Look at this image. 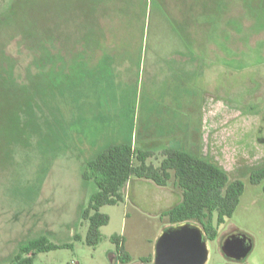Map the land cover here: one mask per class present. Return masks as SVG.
I'll use <instances>...</instances> for the list:
<instances>
[{"label": "rangeland", "instance_id": "1", "mask_svg": "<svg viewBox=\"0 0 264 264\" xmlns=\"http://www.w3.org/2000/svg\"><path fill=\"white\" fill-rule=\"evenodd\" d=\"M128 142L154 166L179 147L242 180L204 264H264V178L250 179L264 170V0H0V264L39 237L56 247L33 264H126L113 234L128 264H154L182 197L173 175L101 206L109 221L85 243V164ZM233 230L251 242L239 260L221 249Z\"/></svg>", "mask_w": 264, "mask_h": 264}, {"label": "trees", "instance_id": "2", "mask_svg": "<svg viewBox=\"0 0 264 264\" xmlns=\"http://www.w3.org/2000/svg\"><path fill=\"white\" fill-rule=\"evenodd\" d=\"M162 154V160L154 166L147 163L152 151L133 147L128 142L111 144L86 162L82 177L93 180L96 185L82 212V216L88 220L87 245H97L101 239L100 228L109 221L108 215L100 212L99 208L123 201V187L131 177L148 179L165 186L173 175L182 197L161 215L168 217L172 224L193 221L201 226L206 239L217 237L218 227L232 216L239 204L244 191L243 181H230L221 166L179 147L166 148ZM263 178L264 170L250 176L252 183H259ZM110 240L115 245L117 260L120 263L131 261L122 237L113 234ZM55 247L44 237L32 239L19 248L9 264H33L31 252H45Z\"/></svg>", "mask_w": 264, "mask_h": 264}, {"label": "water", "instance_id": "3", "mask_svg": "<svg viewBox=\"0 0 264 264\" xmlns=\"http://www.w3.org/2000/svg\"><path fill=\"white\" fill-rule=\"evenodd\" d=\"M221 249L229 258H244L251 249L250 240L241 235H230ZM208 255L202 228L190 222L179 223L165 229L155 244L154 264H204Z\"/></svg>", "mask_w": 264, "mask_h": 264}, {"label": "crops", "instance_id": "4", "mask_svg": "<svg viewBox=\"0 0 264 264\" xmlns=\"http://www.w3.org/2000/svg\"><path fill=\"white\" fill-rule=\"evenodd\" d=\"M138 183V184H140V186H143V188H146L147 187V183L148 182H150V181H146V180H143L142 178H135V177H131L128 181H127V183L125 184V186L123 187V194H124V200H126L127 199V197L130 199H135V197H136V195H133L132 193H131V191H130V187H131V185L132 184H135V183ZM141 182H145L144 183V185H143V183H141ZM149 184V183H148ZM152 184V183H151ZM133 199V201H135ZM136 202V201H135ZM125 243V241H124V239H123V244ZM124 248H125V244H124ZM126 250V249H125ZM127 251V250H126ZM116 259H117V257H116ZM128 263H130V261L129 262H127L126 264H128Z\"/></svg>", "mask_w": 264, "mask_h": 264}, {"label": "flooded vegetation", "instance_id": "5", "mask_svg": "<svg viewBox=\"0 0 264 264\" xmlns=\"http://www.w3.org/2000/svg\"><path fill=\"white\" fill-rule=\"evenodd\" d=\"M230 235L241 236V234L238 233V232L235 231V230H233V231H228V232L224 235V239H223V241H224L228 236H230ZM223 241H222V243H223Z\"/></svg>", "mask_w": 264, "mask_h": 264}]
</instances>
